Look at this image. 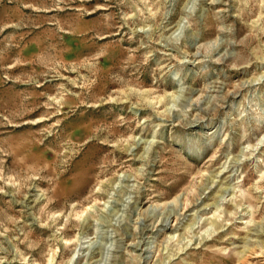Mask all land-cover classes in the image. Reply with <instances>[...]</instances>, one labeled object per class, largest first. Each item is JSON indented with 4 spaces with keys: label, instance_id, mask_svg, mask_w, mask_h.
<instances>
[{
    "label": "rangeland",
    "instance_id": "rangeland-1",
    "mask_svg": "<svg viewBox=\"0 0 264 264\" xmlns=\"http://www.w3.org/2000/svg\"><path fill=\"white\" fill-rule=\"evenodd\" d=\"M0 264H264V0H0Z\"/></svg>",
    "mask_w": 264,
    "mask_h": 264
}]
</instances>
